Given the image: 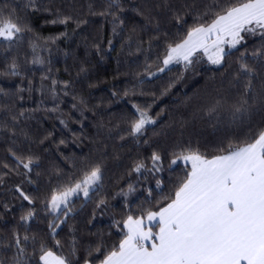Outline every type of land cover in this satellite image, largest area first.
I'll list each match as a JSON object with an SVG mask.
<instances>
[{
    "label": "trees",
    "instance_id": "trees-1",
    "mask_svg": "<svg viewBox=\"0 0 264 264\" xmlns=\"http://www.w3.org/2000/svg\"><path fill=\"white\" fill-rule=\"evenodd\" d=\"M28 4L0 0L4 17L11 13L24 28L15 41H0V125L8 126L0 127V173H7L0 184V264H14V232L35 237V245L30 239L26 246L30 264H39L41 243L72 264L85 259L100 264L118 246L127 215L139 216L142 208L158 210L170 202L164 197L174 194L190 170L181 161L171 165L174 154L192 149L212 158L224 154L221 148L243 147L264 131V55L254 54L264 52V37L245 34L243 44L227 51L220 66L198 53L187 70L175 64L161 73L168 45L182 40L198 20L210 22L214 13H205L213 0ZM64 16L73 20L52 23ZM37 58L40 62L34 63ZM242 59L253 70V93L244 97L248 111L233 119L232 105L241 100L247 82L245 78L236 86ZM14 62L18 75L9 74ZM150 72L157 74L150 77ZM218 102L220 110L213 112ZM134 105L148 107L157 121L138 139L129 134ZM10 149L37 158L32 184L22 168L18 175L3 166L13 162ZM153 152L162 157L160 172L147 170ZM139 161L146 168L131 171ZM97 165L102 169L100 185L87 199L72 198L69 215L55 221L65 223L53 238L48 228L53 217L44 202L53 189L81 180ZM18 184L32 196L33 205L15 192ZM129 185L134 191L125 197ZM101 199L105 205L98 208ZM30 208L36 211L24 225L20 218Z\"/></svg>",
    "mask_w": 264,
    "mask_h": 264
},
{
    "label": "snow or ice",
    "instance_id": "snow-or-ice-1",
    "mask_svg": "<svg viewBox=\"0 0 264 264\" xmlns=\"http://www.w3.org/2000/svg\"><path fill=\"white\" fill-rule=\"evenodd\" d=\"M117 2L112 0L113 4ZM28 6L31 7V0ZM208 12L214 13L210 22L198 20L182 40L168 45L159 72H164L172 64H183L187 70L198 60V53H202L209 63L220 66L226 58V48L237 49L245 41V34L264 37V0H230L228 3L213 0L205 15ZM181 19L178 14L177 23ZM72 20L73 17L64 16L52 23L67 24ZM80 23L77 21L78 25ZM23 31L24 28L12 19L11 13L4 17L3 9H0V41L13 42ZM254 54L264 55V52ZM33 62L40 61L37 58ZM252 71L242 59L236 86L239 87V82L245 78L247 82L241 100L232 105L233 119L242 117L248 111L249 100L244 97L251 98L253 93ZM9 74L18 75L15 62ZM156 74L150 72L149 76ZM134 107L135 118L129 134L138 139L144 135L147 126L157 121L150 115L148 107ZM219 110L218 102L212 111ZM12 119L15 121L16 117ZM0 127L8 128L7 125ZM220 151L224 154L212 158L192 149L174 154L171 165L183 161L190 165V170L174 194L164 197L170 202L158 210L142 208L139 216L127 215L123 220L124 232L118 246L107 251L100 264H264V131L243 147L221 148ZM10 155L13 162H5L3 166L18 175L22 168L23 175L28 177L27 183L32 184L34 181L30 173L38 164L37 158L12 149ZM161 160L162 157L153 152L151 168L147 170L153 173L162 171ZM145 168V163L139 161L131 171L141 173ZM6 175V172L0 173V184H3ZM101 181L102 169L97 165L85 172L81 180L51 191L50 197L44 202V210L53 217L48 224L53 238L58 235L57 229L65 223L55 221L60 219L61 214L65 217L69 215L72 198L80 193L86 199L89 198ZM159 186L160 181L157 180ZM132 191L134 189L129 185L128 192L123 195L127 197ZM15 192L29 205L35 203L21 185H16ZM102 205H105L103 199L99 200L97 207ZM35 211V208H30L21 216L24 225L33 219ZM30 239L35 245V237L25 235L21 238L13 233L17 249L14 264H30L26 258V246ZM60 246L61 242L56 240V247ZM72 254L75 255L74 242ZM38 259L39 264H72L67 257L57 254L44 243L40 244ZM84 264H92V261L85 259Z\"/></svg>",
    "mask_w": 264,
    "mask_h": 264
},
{
    "label": "rangeland",
    "instance_id": "rangeland-1",
    "mask_svg": "<svg viewBox=\"0 0 264 264\" xmlns=\"http://www.w3.org/2000/svg\"><path fill=\"white\" fill-rule=\"evenodd\" d=\"M229 50H231V49H227V48H226V52L229 51ZM172 65H175V64H172ZM172 65H169V67L172 66ZM215 66H217V65H215ZM169 67H168V68H169ZM181 162L184 163L183 161H181ZM184 164H185V163H184ZM189 166H190V165H189ZM78 195H82V196H83V194H81V193L78 194Z\"/></svg>",
    "mask_w": 264,
    "mask_h": 264
}]
</instances>
